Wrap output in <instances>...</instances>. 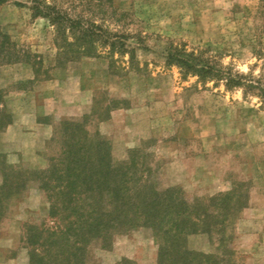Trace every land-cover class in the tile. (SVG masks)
Masks as SVG:
<instances>
[{
    "label": "rangeland",
    "instance_id": "rangeland-1",
    "mask_svg": "<svg viewBox=\"0 0 264 264\" xmlns=\"http://www.w3.org/2000/svg\"><path fill=\"white\" fill-rule=\"evenodd\" d=\"M33 5H49L64 20L93 24L97 38L116 43L112 48L99 43L97 55L58 66L61 36L46 18L32 16ZM0 31L30 61L0 64V107L11 119L18 104L11 92L36 83L17 77V63H33L37 81L78 78L85 90L76 115L45 113L51 133L43 141L23 135L18 143H7L0 136V247L5 258L28 264V226H51L55 219L48 216L46 196L35 183L6 194L2 169H45L60 150V121L68 118L83 120L92 137L103 139L113 163L135 155L156 186H177L189 202L233 191L240 195L242 205L226 219V244L238 264H264V0H6L0 4ZM168 52L200 56L220 76L184 74L176 64H167ZM228 74L242 85L227 86ZM115 110L125 114L111 122ZM187 245L210 252L218 241L197 233L187 237ZM156 256L150 229L131 227L114 234L109 246L90 243L85 260L156 264Z\"/></svg>",
    "mask_w": 264,
    "mask_h": 264
},
{
    "label": "trees",
    "instance_id": "trees-1",
    "mask_svg": "<svg viewBox=\"0 0 264 264\" xmlns=\"http://www.w3.org/2000/svg\"><path fill=\"white\" fill-rule=\"evenodd\" d=\"M5 1L0 0V4ZM52 9L49 5L30 6L33 17L46 18L61 36L55 62L58 66L61 62L97 55L99 43L111 48L115 45V40L97 38L93 24L67 17L64 20L60 14L53 15ZM66 31L72 35L70 38ZM20 61L30 62L0 31V64ZM166 62L176 64L184 74L217 76L219 73L207 60L192 53L168 52ZM33 71L37 78L36 70ZM225 79L227 86L242 85L240 78L231 74ZM260 94L264 98V89ZM11 121V115L1 106L0 131ZM60 128V150L45 169L11 174L2 169L6 194L35 183L46 196L48 216L55 219L51 226L44 223L28 226L25 236L28 264H86L90 243L101 241L109 246L114 234L131 227L150 229L157 244L156 264H238L235 251L226 244L225 223L229 214L242 205L240 195L233 191L232 195L211 196L206 199L209 203L200 198L189 202L177 186H156L150 175L144 173L147 168L138 166L135 155L127 161L113 163L109 145L96 135L92 137L83 120L64 118ZM137 153L135 150L134 154ZM197 233L216 239L215 250L189 248L187 237ZM117 264L134 263L121 258Z\"/></svg>",
    "mask_w": 264,
    "mask_h": 264
},
{
    "label": "crops",
    "instance_id": "crops-1",
    "mask_svg": "<svg viewBox=\"0 0 264 264\" xmlns=\"http://www.w3.org/2000/svg\"><path fill=\"white\" fill-rule=\"evenodd\" d=\"M15 67L18 70L16 73L18 78L29 80L31 83L35 80L36 83L32 88L16 89L11 92L13 96L18 98L17 102L20 104L18 105L16 102L17 106L11 110L12 123L0 136L7 143L14 140L18 143L20 136L23 135L36 136L43 141L45 136L51 133L50 123L43 121L45 113L76 115L83 107L85 90L80 86L78 78L74 80L67 79L65 83L63 81L58 82V76L55 79L50 77L49 79L37 81L29 64L17 63ZM124 114L123 110L112 111L110 121L115 122L120 115L123 116ZM1 247L0 264H17L15 259L5 258L1 253L3 251Z\"/></svg>",
    "mask_w": 264,
    "mask_h": 264
}]
</instances>
